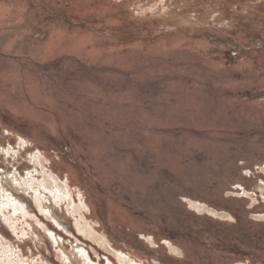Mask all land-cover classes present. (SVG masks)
Returning a JSON list of instances; mask_svg holds the SVG:
<instances>
[{
    "label": "rangeland",
    "instance_id": "obj_1",
    "mask_svg": "<svg viewBox=\"0 0 264 264\" xmlns=\"http://www.w3.org/2000/svg\"><path fill=\"white\" fill-rule=\"evenodd\" d=\"M263 186L264 0H0V264H264Z\"/></svg>",
    "mask_w": 264,
    "mask_h": 264
},
{
    "label": "bare ground",
    "instance_id": "obj_2",
    "mask_svg": "<svg viewBox=\"0 0 264 264\" xmlns=\"http://www.w3.org/2000/svg\"><path fill=\"white\" fill-rule=\"evenodd\" d=\"M22 146L24 147V145ZM32 159L36 163L43 165L45 158L42 156V153L38 152L32 155ZM14 180H16V177L14 178ZM17 186L24 190L29 191V193H31L36 198L37 202L40 204L41 209L45 213V215L47 217L53 216L54 219L58 218L57 212L55 211L56 209L55 207L57 205H60L65 200L67 199L69 200L70 198L73 197V193L72 190H70L69 185L66 182L61 181L59 176L53 173L45 174L42 180H36V178L30 174L29 176H27V178L20 180ZM263 187H261V189H263ZM44 192L49 193L48 199H46V195L43 194ZM243 193H247V192L244 191ZM72 200L74 199L72 198ZM86 205L87 204L84 202L82 197H80L79 203L76 204L72 203L73 211L78 213L80 216L79 219L77 220V227L79 228L80 231L84 233V235L90 237L91 239L96 240L105 249L111 250L109 246L112 247V244L110 243L108 237L105 234L99 233L95 225L88 220V217L85 213V211L88 209ZM190 205L198 209L199 211H204V210L211 211V209L206 204L201 202L191 201ZM219 214L222 216H229L227 213L224 212H221ZM261 217H264V215ZM170 247L172 250H174V248L171 245ZM113 251L121 264H142V262L137 261L131 256L123 254L124 252L123 253L121 251L117 252L116 250Z\"/></svg>",
    "mask_w": 264,
    "mask_h": 264
}]
</instances>
